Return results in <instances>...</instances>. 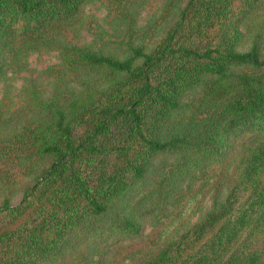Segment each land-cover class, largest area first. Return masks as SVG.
I'll return each instance as SVG.
<instances>
[{
  "label": "trees",
  "instance_id": "1",
  "mask_svg": "<svg viewBox=\"0 0 264 264\" xmlns=\"http://www.w3.org/2000/svg\"><path fill=\"white\" fill-rule=\"evenodd\" d=\"M93 1L0 0V79L4 60L50 44L87 79L68 100L34 102L38 119L0 146V264H102L187 179L228 188L225 200L173 241L155 232L140 258L114 249L110 264H264V56L238 51L261 0H188L148 53L130 40L122 61L60 44ZM159 158L171 165L141 191Z\"/></svg>",
  "mask_w": 264,
  "mask_h": 264
},
{
  "label": "rangeland",
  "instance_id": "2",
  "mask_svg": "<svg viewBox=\"0 0 264 264\" xmlns=\"http://www.w3.org/2000/svg\"><path fill=\"white\" fill-rule=\"evenodd\" d=\"M187 2L188 0H95L81 9L79 21L66 30L59 41L63 48H88L92 52L122 61L128 57L129 44L126 42L130 40L134 50L143 49L148 53L173 24ZM240 33L242 41L239 52H248L255 45L264 56V0L243 21ZM60 54L59 47L50 44L38 46L30 52L21 51L14 60L3 61L4 73L0 79V146H11L22 125L38 119L34 102L59 96L60 92L63 94L60 99L68 100L80 91L81 83L87 79L66 73ZM170 165L171 160L159 158L147 176L146 185L140 190L150 191L157 182L156 178L165 173ZM2 168L0 163V170ZM34 176L21 178L9 191L11 206L19 203L25 188L32 185ZM211 186L208 183L193 184L187 179L181 186L178 184L165 202L152 200V203L142 209L146 215L143 216L138 234L129 239H121L119 247L110 250L102 264L111 263L114 249L134 259L140 258L148 252L146 249L151 243L147 242L155 232L158 244L181 236L225 200L228 188L215 193ZM159 190L162 189L157 187L156 191ZM133 197L132 200H126L130 206L137 200ZM71 260L72 257L65 255L52 264H73ZM128 262L125 261L124 264Z\"/></svg>",
  "mask_w": 264,
  "mask_h": 264
}]
</instances>
